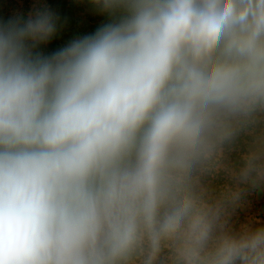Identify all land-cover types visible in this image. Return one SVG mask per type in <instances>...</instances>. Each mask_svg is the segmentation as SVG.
I'll list each match as a JSON object with an SVG mask.
<instances>
[{"label": "clouds", "instance_id": "9594fccd", "mask_svg": "<svg viewBox=\"0 0 264 264\" xmlns=\"http://www.w3.org/2000/svg\"><path fill=\"white\" fill-rule=\"evenodd\" d=\"M92 3L0 15V264H264V0Z\"/></svg>", "mask_w": 264, "mask_h": 264}, {"label": "rangeland", "instance_id": "374dc122", "mask_svg": "<svg viewBox=\"0 0 264 264\" xmlns=\"http://www.w3.org/2000/svg\"><path fill=\"white\" fill-rule=\"evenodd\" d=\"M37 0H3L0 3V9L7 13L11 6L24 5L25 9L31 7ZM41 3L50 6V0H40ZM70 7L64 28L61 32L59 43L71 38L74 35H82L95 31L102 23L107 22V17L100 14L92 0H67ZM59 43L51 45L58 47ZM227 182V177L223 174L216 177L213 181L218 188ZM236 218L246 223H264V193L255 195L249 199H244L235 210Z\"/></svg>", "mask_w": 264, "mask_h": 264}, {"label": "trees", "instance_id": "16d2710c", "mask_svg": "<svg viewBox=\"0 0 264 264\" xmlns=\"http://www.w3.org/2000/svg\"><path fill=\"white\" fill-rule=\"evenodd\" d=\"M50 6L54 8L64 20L66 19L70 11V7L67 3V0H50ZM4 14L5 11L0 9V15Z\"/></svg>", "mask_w": 264, "mask_h": 264}]
</instances>
